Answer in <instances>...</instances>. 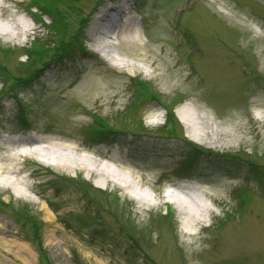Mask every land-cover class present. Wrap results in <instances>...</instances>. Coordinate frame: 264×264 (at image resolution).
Wrapping results in <instances>:
<instances>
[{
    "label": "rangeland",
    "instance_id": "374dc122",
    "mask_svg": "<svg viewBox=\"0 0 264 264\" xmlns=\"http://www.w3.org/2000/svg\"><path fill=\"white\" fill-rule=\"evenodd\" d=\"M0 3V24H31L27 35L0 36L1 154L25 150L32 136L64 142L103 164L116 156L132 185L30 155L6 159L22 168L0 169V239L23 242L28 264H264V0H64L55 12L67 33L52 29L54 11L32 18L30 0ZM109 7L116 21L135 22L138 45L121 44L117 27L107 47L135 68L111 64L91 41L90 24ZM32 46L44 51L34 65ZM141 84L146 96L130 112ZM185 106L195 125L181 121ZM164 108L169 136L146 122L155 110L162 121ZM101 120L113 132L91 139ZM135 184L141 200L130 195ZM169 191L182 210L209 215L194 224L188 214L187 226ZM0 264L23 263L0 247Z\"/></svg>",
    "mask_w": 264,
    "mask_h": 264
},
{
    "label": "bare ground",
    "instance_id": "6f19581e",
    "mask_svg": "<svg viewBox=\"0 0 264 264\" xmlns=\"http://www.w3.org/2000/svg\"><path fill=\"white\" fill-rule=\"evenodd\" d=\"M0 9L4 15V13L6 12V6L0 3ZM117 12L119 13L120 10L115 7H109L104 9L101 14H97L96 19L90 24L89 28L91 41L94 45L95 50L100 53L102 58H104L111 64L135 68L136 65L134 63H128V61L124 63L125 60L119 58L111 49L107 48L112 43H118L117 41L111 40L117 30V27H121V33L118 36V40L121 41V44L125 45L126 47H131L133 45H138L139 42L138 34L135 30V22L130 18L124 17L121 18L119 22L116 21V15L118 14ZM9 22L11 24L6 22L0 24L1 37L3 36L6 38H18L21 35H27L28 31L31 28V24H28L27 22L18 18H14ZM115 40L117 39L115 38ZM192 112V108L190 107L185 106L181 108V121L185 122V124L187 125H195V121H193L194 117ZM192 137L196 140L204 139L203 133L201 134L198 131H194ZM24 142L27 147L23 151L17 150L14 152V154L11 155H2L0 152V169L3 172L18 173L22 168L21 166L14 168L13 165H5L3 163L4 160H13L14 158H17L20 155H30L34 156L42 162H46L57 168L72 167L85 170L88 174L94 173L96 176L101 178L103 182L111 181L115 185L122 188H126V186L127 188H129L130 186H132L130 183L127 182V180H124L125 175L126 177H129V173L115 166L114 163H120L121 161L114 155L109 156L110 159H112L111 162L113 165L110 163L103 164V161L99 159L95 160L87 158L85 156H81L76 152H73L77 150V148L64 142L51 141L45 138H34L33 136L28 138L27 140H24ZM44 143H46L47 145H43ZM0 150H2V152L5 151V147H1ZM123 180L124 182L122 184ZM1 184L2 186L10 185L13 188L18 187L15 185L16 183L14 184L11 179H7L6 177L1 178ZM29 186V184L25 183V186L23 188H29ZM130 195L132 197H140V200L145 197L144 194H142L138 189H136V184L133 185ZM20 196L30 198V195H28L23 190H21ZM163 197L166 201H170L171 203L176 205L178 213L182 216L187 226L191 224L190 219L195 224L196 221H201V218L202 220H204L205 217L208 216L210 213V209L208 207H206L204 210H200L199 212H195V215L190 213L191 210H189V212L187 210H182L181 208H179V206L181 205L180 203H182V201L179 200L177 196H175L171 191L163 194ZM188 214H191L190 219L186 217ZM0 247L3 251L13 254L23 264H28L31 261L29 251L23 244V242H16L10 240L7 241L4 239H0Z\"/></svg>",
    "mask_w": 264,
    "mask_h": 264
},
{
    "label": "trees",
    "instance_id": "16d2710c",
    "mask_svg": "<svg viewBox=\"0 0 264 264\" xmlns=\"http://www.w3.org/2000/svg\"><path fill=\"white\" fill-rule=\"evenodd\" d=\"M44 2V6H45V12H49L52 14V12L57 9L56 4H58V2H64V0H43ZM64 14L62 12H58L56 11L54 14H52V19H53V24H52V29H54L57 32H65L67 29V23L66 21H64L63 19ZM63 34V33H61ZM60 42H62V39L60 40ZM56 45V44H55ZM36 47L33 46V48L29 51L30 52V56L35 59L34 62H31L30 65H34L35 62H37L38 60H40V58L42 57V55L44 54V51L42 52H38V51H34ZM66 48L63 50L65 51ZM35 56V57H34ZM37 68H34L30 73H33ZM32 74H29V76H31ZM17 81H19L22 78H16ZM145 88V87H144ZM146 91V90H145ZM112 130L109 128H106L105 130H102L98 127L97 131H94L93 137L94 139L96 138H100L102 136L107 135L109 132H111ZM80 189L82 191H84L85 193H87V189L80 187ZM24 221L27 222L26 220H28L26 214L23 215ZM29 223L31 225V228H34V223L35 221L29 220ZM33 235V232H32Z\"/></svg>",
    "mask_w": 264,
    "mask_h": 264
}]
</instances>
